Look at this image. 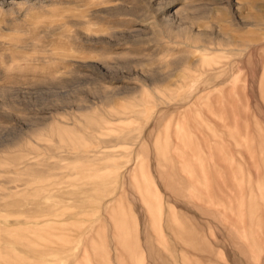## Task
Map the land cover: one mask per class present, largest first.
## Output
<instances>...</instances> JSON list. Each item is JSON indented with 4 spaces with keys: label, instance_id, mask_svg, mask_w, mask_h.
<instances>
[{
    "label": "rangeland",
    "instance_id": "374dc122",
    "mask_svg": "<svg viewBox=\"0 0 264 264\" xmlns=\"http://www.w3.org/2000/svg\"><path fill=\"white\" fill-rule=\"evenodd\" d=\"M0 264H264V0H0Z\"/></svg>",
    "mask_w": 264,
    "mask_h": 264
}]
</instances>
